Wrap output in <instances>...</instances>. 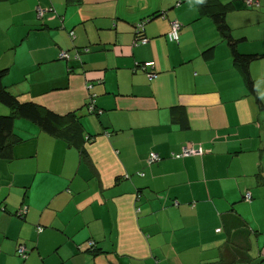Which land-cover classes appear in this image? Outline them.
<instances>
[{"label":"crops","instance_id":"0c3cea01","mask_svg":"<svg viewBox=\"0 0 264 264\" xmlns=\"http://www.w3.org/2000/svg\"><path fill=\"white\" fill-rule=\"evenodd\" d=\"M0 69L19 102L76 115L14 118L0 264H264V0H0Z\"/></svg>","mask_w":264,"mask_h":264},{"label":"trees","instance_id":"16d2710c","mask_svg":"<svg viewBox=\"0 0 264 264\" xmlns=\"http://www.w3.org/2000/svg\"><path fill=\"white\" fill-rule=\"evenodd\" d=\"M213 18L223 38L227 41L233 62L239 67V70L245 77L248 88L252 90V83L248 76V65L251 60L256 58V55L238 52L235 41L228 33V28L223 18V11L219 10L215 12ZM3 73L4 69H0V103L7 106L11 113L0 114V151L6 155H10V147L17 141L12 132L15 117H23L35 122L48 134H56L61 122L67 123L66 128L68 130L72 129L73 123H76V115L74 113L60 116L46 108H41L33 102H19L2 84L1 78Z\"/></svg>","mask_w":264,"mask_h":264},{"label":"built area","instance_id":"2783aa9c","mask_svg":"<svg viewBox=\"0 0 264 264\" xmlns=\"http://www.w3.org/2000/svg\"><path fill=\"white\" fill-rule=\"evenodd\" d=\"M246 4H247V6H255V7H257L259 5V0H246ZM144 24H145V20L138 22L136 24V26H135V34L139 38L140 43H145L146 42V39L143 37ZM179 29H180V23L178 21H176V20H171L170 21V25H169V30L166 33V38L169 41L178 42V40H179ZM61 57L62 58H67L68 55H67L66 52H62ZM153 65H154V63L152 61H149V62L142 63L140 65V67L143 70L148 71V68H151ZM155 76H156V73H154V72H148L147 73V77L150 80L155 78ZM93 98H94V95L92 94V96H89V99H88L87 110L90 111V112H92V111H94L96 109L94 104H93L94 103V99ZM201 152H202L201 148H193L191 146L186 145V146H183L182 149L179 152L174 153V156L179 158V157H182V156L198 154V153H201ZM158 159H159V156L156 153H153V152L149 153V155H148V163L155 162ZM245 199H249V193L248 192L245 193ZM22 211H24V210H21L18 215H21ZM89 243L93 246V242L92 241H90ZM17 252L21 256H25L24 248H22V247L18 248Z\"/></svg>","mask_w":264,"mask_h":264},{"label":"rangeland","instance_id":"374dc122","mask_svg":"<svg viewBox=\"0 0 264 264\" xmlns=\"http://www.w3.org/2000/svg\"><path fill=\"white\" fill-rule=\"evenodd\" d=\"M19 254V253H18ZM20 255V254H19ZM22 257H25V256H22Z\"/></svg>","mask_w":264,"mask_h":264}]
</instances>
